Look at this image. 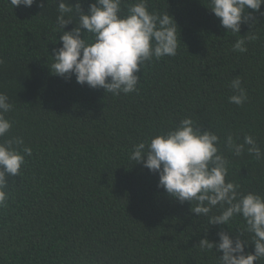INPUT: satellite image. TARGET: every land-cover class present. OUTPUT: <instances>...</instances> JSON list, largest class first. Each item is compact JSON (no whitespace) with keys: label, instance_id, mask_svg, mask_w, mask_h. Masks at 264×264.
I'll use <instances>...</instances> for the list:
<instances>
[{"label":"trees","instance_id":"obj_1","mask_svg":"<svg viewBox=\"0 0 264 264\" xmlns=\"http://www.w3.org/2000/svg\"><path fill=\"white\" fill-rule=\"evenodd\" d=\"M68 2L87 14L95 0ZM132 2L122 0V9ZM58 3L36 0L13 9L0 0V92L13 105L6 114L12 128L0 143L21 137V153L25 146L32 150L21 173L7 178L0 264H219L222 253L201 252L199 241L207 236L216 242L221 230L238 234L243 219L209 225V217L158 187V173L130 155L134 145L192 118L201 131L221 138L226 181L243 194L264 196V159L246 150L235 156L224 144L228 134L237 143L251 135L264 152V5L248 9L255 24L242 23L233 34L208 8L209 0H148L150 12L174 18L177 54L145 62L138 90L113 95L51 72L53 49L62 46ZM71 16L78 19L75 9ZM246 34L256 39L246 40V52H234ZM237 77L247 93L239 106L229 102ZM217 214L218 207L209 215ZM245 237L251 243V234ZM245 252H254V245Z\"/></svg>","mask_w":264,"mask_h":264},{"label":"clouds","instance_id":"obj_2","mask_svg":"<svg viewBox=\"0 0 264 264\" xmlns=\"http://www.w3.org/2000/svg\"><path fill=\"white\" fill-rule=\"evenodd\" d=\"M35 2L9 0L13 9L30 8ZM121 5L122 0H95L85 14L79 3L73 6L59 0L56 26L62 33L59 37L62 46L53 49L51 72L69 80L75 76L78 84L103 88L113 95L129 94L138 90L141 77L137 73L145 62L177 54L178 26L167 11L150 12L148 0H133L126 10ZM261 5L264 0H209L208 8L220 19L222 27L237 34L242 23L252 20L255 24L250 13L245 15L247 10L259 11ZM39 6L44 7L43 3ZM74 9L78 17L75 22L71 16ZM70 24L76 26L65 31ZM243 37L233 44L234 52H246V40L256 39L255 35ZM4 63L0 58V67ZM230 88L235 94L229 97V102L242 105L247 93L241 80L233 79ZM12 108L8 95L0 92V138L12 128V122L6 118ZM220 139L213 131H201L192 118H184L175 128L134 145L130 159L158 173L157 186L181 203L191 202V212L209 217V225H228L232 218L240 216L245 226L238 234L221 230L217 233L218 241L205 236L198 246L201 252L215 249V253H222L218 256L219 264H254L264 258V196L254 192L243 194L238 184L226 181L228 160L218 147ZM224 144L235 156L246 150L256 160L264 159V152L251 135H245L243 142L237 143L228 134ZM22 145L21 137L0 143V208L7 206V178L19 175L24 156L31 155L27 146L21 153ZM217 207L219 214L209 215ZM245 233L251 234V243ZM249 244L254 245V252L246 253Z\"/></svg>","mask_w":264,"mask_h":264}]
</instances>
